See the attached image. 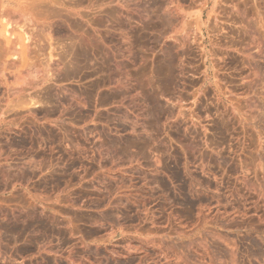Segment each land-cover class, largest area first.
I'll return each mask as SVG.
<instances>
[{
  "label": "rangeland",
  "instance_id": "1",
  "mask_svg": "<svg viewBox=\"0 0 264 264\" xmlns=\"http://www.w3.org/2000/svg\"><path fill=\"white\" fill-rule=\"evenodd\" d=\"M63 1L60 2L62 6ZM122 1L115 0L112 5L109 4L110 7L98 0H77V18L81 20L71 17L72 26L65 24L63 17L40 20L42 28L47 25L48 30L45 27L42 30L36 22L35 27L41 32L34 28L35 33H39L36 34L38 37L32 34L38 39L34 41L33 37L34 44L31 41L30 46L31 53L35 55L27 60L30 58L29 61L33 62L35 59L39 67L34 68L36 72L37 68L40 71L35 72L36 75L33 73V78L44 81L39 84L42 89L40 100L44 101H41V107H35V114H26L20 103L21 93L12 95V91L7 90L18 83L0 84L1 151L5 153L6 145L11 143L17 146L14 160L8 153V159L1 162L0 190L3 191L0 195L6 193L4 189L8 178L23 180L26 176L20 170L25 165L23 145L31 139H40L48 154L52 140H58V129L60 156L55 163L48 162L46 158L44 175L46 191H52L53 187L60 191L61 207H75L77 203L89 206L88 201L101 197V182L99 178H94L93 171L98 165V154L107 143L114 146L126 140H155L156 167L163 168L171 162L175 178L172 180L173 190L167 195L156 193V207H148L143 213L151 215L158 225L167 227V239L171 242L165 251L154 254L145 264H264V221L260 223L264 220V52L262 58L256 59L258 63L255 60L252 66L255 71L250 69L252 77L250 67L243 64L235 71V74L241 73L238 77L231 70V78L222 77L225 71L218 65L214 66L217 62L211 60L214 46L208 40V56L202 63L195 51L185 52L181 47L174 46V28L171 30L166 26V32L169 30L167 36L163 25L157 28L152 24L156 23L153 5L163 4L162 0ZM97 2L100 4L97 5ZM114 4H119L116 9L121 12L114 10L112 15L108 9L113 10ZM60 18L63 19L62 25ZM133 21H139L135 24L139 29ZM82 34L95 38L91 37L90 46L84 45ZM19 38L17 36V41H14L20 43ZM2 39L5 40V37ZM6 40L8 44H13V39ZM74 47L76 51L73 53ZM28 53L30 50L27 52L29 56ZM75 53L76 60L72 55ZM23 62L26 64L27 61ZM230 63L229 67L235 66ZM154 67L157 69L154 70ZM157 74L159 78L166 75L162 78L165 80H160ZM24 83L20 85L24 87ZM30 83H26L29 87L25 85L24 88L32 92L40 91L38 83ZM44 85L47 86L44 88ZM31 86H34L33 90ZM42 92L47 98H44L45 95L42 97ZM16 112H20L13 117L16 130L10 131L11 114ZM164 141H171L173 147H165ZM171 151L174 152L173 158L169 157ZM113 182L115 180L108 183L111 191ZM156 184L160 188L169 187L164 180H157ZM115 197V194L112 195L110 201ZM3 201H0V207H7ZM170 201L174 207H164ZM182 203H188L189 207H179ZM109 207H112L111 204ZM96 264H101V261Z\"/></svg>",
  "mask_w": 264,
  "mask_h": 264
},
{
  "label": "crops",
  "instance_id": "2",
  "mask_svg": "<svg viewBox=\"0 0 264 264\" xmlns=\"http://www.w3.org/2000/svg\"><path fill=\"white\" fill-rule=\"evenodd\" d=\"M1 1L5 4L4 9L10 10L14 6L11 0ZM17 14L13 13V17L19 16ZM19 31L16 30V35L22 41L23 33ZM2 36L0 29V41ZM2 43L0 48L6 49ZM4 44L9 50L14 49V45L6 40ZM9 45H12L11 48ZM18 48L23 53L22 46ZM4 49H0V52L5 53L6 61L1 55L3 61L0 63L9 64L11 61L13 66H17L13 62L16 63L18 58H13V61L10 58L16 50L6 54ZM19 58L17 67L23 64L22 57ZM9 83H16L15 79H10ZM16 114L19 115L17 112L11 114L10 131L16 130L13 125ZM52 128L55 131L54 125ZM156 144L155 140L150 139L126 140L114 146L107 143L99 152L98 165L93 171L94 178H99L101 182V197L88 201L89 206L77 203L75 207H61L60 191L54 187L52 191H46L44 175L46 158L48 162L55 163L60 156L59 129L58 140H52L48 154L40 139L29 140L22 147L25 165L20 170L26 173L25 178H8L4 189L6 193L0 195V201L4 199L3 203L7 206L0 207V240H5L4 250L7 252V260L0 264H96L99 261L101 264H145L154 254L165 251L171 242L167 239V227L158 225L151 215L143 213L148 207H156V193L164 192L167 195L173 190L172 180L175 177L172 163H166L163 168L156 167ZM163 144L168 148L173 147L171 141H164ZM16 147L14 143L8 144L5 153H2L0 146V165L4 159H8V153L14 160ZM173 156L174 152L171 151L169 157ZM109 180H115L113 191L109 188ZM157 180H164L169 187H158ZM114 194L115 200L110 201ZM110 204L112 207H109ZM164 207H174V204L170 201ZM179 207L189 206L182 203Z\"/></svg>",
  "mask_w": 264,
  "mask_h": 264
},
{
  "label": "bare ground",
  "instance_id": "3",
  "mask_svg": "<svg viewBox=\"0 0 264 264\" xmlns=\"http://www.w3.org/2000/svg\"><path fill=\"white\" fill-rule=\"evenodd\" d=\"M75 1L77 0H64L62 2V5H60V2L61 0H11V3L12 5H14L10 10L9 8L7 9H4L5 7V4H3V1L0 0V29H1V32L3 33V36L2 38L5 37V40L7 38H11L13 39L12 42L13 44H15L13 47L14 49L12 50H9L8 46H6L4 44V39L0 41L3 42L2 44L5 46L6 49L3 48H0L1 50L4 49V51L9 53L13 52L14 50H16L18 47L22 46L23 48V53H20V48H18V50H16V52H13L11 53V57L12 58V61H13V58H18L17 61H15L16 63L13 62V64H17L18 66V63L17 62H20V58L19 57H22V60L23 61H27L26 64H22L23 67L25 68H19L17 69L18 67L17 66H13L12 65V62L8 61L11 63L8 64V62L6 63H0V84L1 85H9V81L10 79L14 78L15 79V82L18 83V85L16 86H11L10 88H8L7 90L8 91H12V95L14 93H21V96H22V99H21V106L23 108V111L27 114H30V115H33L35 114L34 113V110H35V107L36 108H39L41 107V101L40 100V93L42 91V89H40L39 87V84H43L44 81H38L37 79H35V77L33 78V75L37 72H39L40 70L38 69V65H36V60L34 59V63L30 60V58L27 60L28 57H30L33 52L31 53V41L33 42L34 44V41L38 40L35 38V36L33 35L34 37V41L32 40L33 37H32V34H38L39 33H35L37 32L39 29L38 27L41 26V24H43V22L41 23L40 20H44V19H50L52 20V18H59V17H63L64 20H65V24H70V19L71 17H73L74 19H78L77 18V10H76V4L78 2L75 3ZM80 1V0H78ZM90 1V0H89ZM96 2L97 0H93V2ZM100 1V3H102L103 5H106V6H110L112 5V3H114L115 0H98ZM102 1V2H101ZM122 1V0H121ZM126 1V0H125ZM154 1V0H153ZM163 4H159V5H153L152 7L154 9L153 10V17L156 21V23L154 24V22L152 23L154 26H156L157 28L162 26V28H164L166 35H167V32H169V30L166 32V26H169V28H171V30L173 29L175 32V36H174V43L172 42L173 41V38H172V43L174 44V46H178V47H181V50L183 51H187V52H192L194 53V51L196 53H198V57L200 58L201 62L204 63L205 62V59L207 58L208 56V51H207V40L214 46L212 48V57H211V60L214 62L217 61L216 65L214 66H220V68L222 67L223 71H225L223 74L224 76H221L222 77H230L232 74L231 73H234L235 74V71L236 69H240L242 68L241 66H249V70L252 69L253 71L254 68L252 67L255 60L259 57L262 56L263 52H264V0H162ZM73 2V4H72ZM119 2V1H118ZM124 2V1H122ZM142 2V1H141ZM152 2V1H151ZM159 2V0H158ZM84 3V2H83ZM90 3V2H89ZM98 3V2H97ZM96 3V4H97ZM100 3H98L97 5H99ZM125 3V2H124ZM148 3V2H147ZM150 3V2H149ZM156 3V2H155ZM56 4V5H55ZM79 4V3H78ZM86 4V3H85ZM84 4V5H85ZM90 4H93L92 2ZM111 4V5H109ZM126 4V3H125ZM89 5V4H87ZM96 5V6H97ZM86 6V5H85ZM84 6V7H85ZM93 6V5H92ZM94 6H95V3H94ZM119 6V4H114L112 9L109 8L108 10L110 11V13L114 10L115 12L117 11L118 12H121L118 11L116 8ZM127 7V4L125 5ZM88 7V6H87ZM86 7V8H87ZM89 8L91 9L92 7H90L89 5ZM94 9V8H93ZM128 9V8H127ZM126 9V10H127ZM8 10V11H7ZM98 10V9H97ZM101 10V9H99ZM107 10V9H106ZM105 10V11H106ZM107 10V11H108ZM148 10V9H147ZM150 10V11H152ZM11 11V12H10ZM86 11H88L86 9ZM129 11V10H128ZM9 12V13H8ZM81 11H79L80 13ZM83 12V11H82ZM94 12V11H93ZM102 12V10H101ZM13 13L16 14L18 13L17 15H15V17L19 20V17L21 18L20 21L18 20H14L16 18L13 17ZM87 13V12H86ZM106 13V12H105ZM125 13V12H124ZM82 14V13H81ZM83 14H85L83 12ZM82 14V15H83ZM94 14V13H93ZM92 14V15H93ZM102 14V13H101ZM112 15L114 13H111ZM109 14V15H111ZM130 14V13H129ZM142 14V13H140ZM147 14V12H146ZM89 15V12L87 14V16ZM92 15H90L92 17ZM98 15V14H97ZM106 15V14H105ZM105 15H104V18H105ZM118 15V14H117ZM120 15V14H119ZM118 15V16H119ZM122 15H124L122 13ZM128 15V14H127ZM13 18H11V17ZM100 16V15H99ZM130 16V15H129ZM142 16V15H141ZM147 16V15H146ZM85 17H86V14H85ZM84 17V18H85ZM90 17V18H91ZM101 17V16H100ZM99 17V18H100ZM109 17V16H108ZM112 17V16H111ZM121 17V16H120ZM125 17V16H124ZM23 18V19H22ZM116 18H119V17H116ZM92 19V18H91ZM121 19V18H119ZM131 19V17H130ZM140 19V18H139ZM146 19V18H145ZM153 19V20H154ZM54 20V19H53ZM58 20V19H57ZM61 20V18H60ZM72 20V19H71ZM81 19H78L77 21H80ZM110 20V19H109ZM127 20V18H126ZM144 20V19H143ZM61 22H59L61 25L63 24V19L61 20ZM74 21V20H73ZM76 21V23H77ZM108 21V20H107ZM111 21V20H110ZM113 21V20H112ZM131 21V20H130ZM141 21V20H140ZM148 21V20H147ZM146 21V22H147ZM36 22H37V26L38 27H35L36 25ZM51 22V21H50ZM82 22V21H81ZM114 22V21H113ZM116 22V21H115ZM127 22V21H126ZM134 22V21H133ZM139 21H137L138 23ZM47 23V22H45ZM58 23V22H57ZM58 23V24H59ZM79 23V22H78ZM108 23V22H107ZM128 23V22H127ZM134 22V25L137 24ZM59 24V25H60ZM81 24V23H80ZM80 24H77L78 26ZM139 24V23H138ZM49 25V24H48ZM71 25V24H70ZM132 25V24H131ZM51 26V25H50ZM72 26V25H71ZM76 26V25H75ZM83 26V25H82ZM105 26V25H104ZM136 26V25H135ZM45 27V28H44ZM44 29L46 30L47 28V25L45 26L44 25ZM52 27V26H51ZM56 27V26H55ZM81 27V26H80ZM137 27V26H136ZM139 27V26H138ZM137 27V28H138ZM149 27V26H148ZM153 27V26H152ZM36 28L37 31L34 29ZM42 28V26H41ZM42 28V30H43ZM49 28V27H48ZM47 28V30H48ZM54 28V27H53ZM109 28V27H108ZM129 28V27H128ZM134 28V27H133ZM144 28V27H143ZM162 28H160L162 30ZM18 29L19 32L22 31L23 33V36L21 38L22 41H20V43H16L14 40L17 38L16 36V33L15 31ZM51 29V28H50ZM57 29V28H56ZM139 29V28H138ZM150 29V28H149ZM153 29V28H152ZM160 29H157V30H160ZM128 30V29H127ZM135 30V29H134ZM144 30V29H143ZM85 31V30H84ZM111 31V29H110ZM154 31V30H153ZM39 32H41V29L39 30ZM158 31H155V33H157ZM161 32V31H160ZM172 32V31H170ZM45 33V32H44ZM86 33V32H85ZM127 33V32H125ZM41 34V33H40ZM159 34V32L157 33ZM162 34V32L160 33V35ZM38 35H36L38 37ZM83 35V34H82ZM130 35V34H128ZM89 37H87L86 35H83V41L85 42L84 45H88L90 46L89 44L92 43V38L95 39L94 37H90V35H88ZM168 36V35H167ZM16 37V38H15ZM32 37V38H31ZM43 38L45 36H42ZM47 37V36H46ZM158 37V36H157ZM81 38V37H80ZM163 38H164V35H163ZM171 38V37H170ZM161 39V38H159ZM40 40V39H39ZM170 40V39H168ZM8 41V40H6ZM17 41V39H16ZM80 41V39H79ZM81 41V42H83ZM165 41V40H164ZM49 42V41H48ZM76 42V41H75ZM96 42V41H95ZM39 43V42H38ZM37 43V45H39ZM74 43V42H73ZM12 44V45H13ZM17 44V45H16ZM50 44V43H48ZM83 44V43H82ZM98 44V43H97ZM131 44V43H130ZM168 44V43H167ZM171 44V43H170ZM169 44V45H170ZM11 45V46H12ZM20 45V46H18ZM41 45V44H40ZM81 45V43H80ZM10 46V45H9ZM10 46V48H11ZM16 46H18L16 48ZM31 46V47H30ZM36 46V44H35ZM46 46V45H45ZM74 46V45H73ZM12 47V48H13ZM37 47V46H36ZM76 47V46H75ZM73 48V53L74 51H76L75 49L76 48ZM93 47V46H92ZM211 47V46H210ZM16 48V49H15ZM30 50V54L29 56L27 55V52H29ZM35 48V47H34ZM38 48V47H37ZM81 48H82V45H81ZM128 48V47H127ZM170 48V47H169ZM173 48V46H172ZM177 48V47H176ZM44 49V48H43ZM79 49V48H78ZM77 49V50H78ZM178 49V48H177ZM7 50V51H6ZM34 50V49H33ZM40 50V48H39ZM85 50V49H84ZM130 50V49H129ZM155 50V49H154ZM160 50V49H159ZM163 50V49H162ZM180 50V48L178 49V51ZM209 50V49H208ZM19 53H18V52ZM87 51V50H86ZM169 51V50H168ZM211 51V50H210ZM36 52H38V50H36ZM82 52V51H81ZM162 52V51H161ZM173 52V51H172ZM180 52V51H179ZM177 52V54L179 53ZM39 53V52H38ZM77 53V52H76ZM72 54L73 56H75V60H76V54ZM159 53V52H158ZM181 53V52H180ZM179 53V54H180ZM5 53L0 52V57L4 56ZM187 54V53H186ZM2 55V56H1ZM27 55V57H26ZM35 55V54H33ZM79 55V53H78ZM81 55V54H80ZM160 55V54H159ZM163 55V53H162ZM183 55V54H182ZM181 55V56H182ZM189 55V54H188ZM264 55V54H263ZM190 56V55H189ZM196 56V55H194ZM215 58H214V57ZM219 56V59L217 58ZM9 57V56H8ZM188 57V56H187ZM192 57V56H191ZM32 58V57H31ZM37 58V57H36ZM73 58V59H74ZM88 58V57H87ZM162 58V57H160ZM167 58V57H166ZM186 58V57H185ZM193 58V57H192ZM214 58V59H213ZM262 58V57H261ZM2 59V60H1ZM0 61H3V58H1ZM14 59V60H15ZM31 59V60H33ZM171 59V58H170ZM191 59V58H190ZM194 59V58H193ZM195 59H198L197 57H195ZM11 60V59H10ZM80 60V59H79ZM89 60V59H88ZM192 60V59H191ZM236 64L234 63L235 61ZM264 60V59H263ZM4 61H6L5 59V56H4ZM40 61V60H38ZM81 61V60H80ZM83 61V60H82ZM156 61V59H155ZM173 61V60H172ZM185 61V60H184ZM196 61V60H195ZM30 62V64H29ZM154 62V61H153ZM158 62V61H157ZM164 62V61H163ZM182 62V61H181ZM189 62V61H188ZM229 62L231 63H234L235 66H231L229 67L230 65L228 64ZM256 62L258 63V60H256ZM24 63V62H23ZM28 63V64H27ZM82 63V62H81ZM166 63V62H165ZM164 63V64H165ZM171 63V61H170ZM178 63V62H177ZM201 63V64H202ZM230 63V64H231ZM262 63V62H261ZM261 63H259L258 65H260ZM40 64V63H39ZM64 64V63H63ZM74 64V63H73ZM158 64V63H156ZM161 64V63H160ZM167 64H169L167 62ZM186 64V63H185ZM184 64V65H185ZM243 64V65H241ZM264 64V62H263ZM76 65V64H75ZM78 65V64H77ZM163 65V64H162ZM229 65V66H228ZM232 65V64H231ZM257 64H255L254 66H256ZM256 66V67H259V66ZM20 66V67H22ZM31 69L29 70L28 67ZM71 66H73L71 64ZM82 66V64H81ZM159 67V65H157ZM156 66V67H157ZM164 66V65H163ZM171 66V65H170ZM199 66V65H198ZM27 67V68H26ZM35 67H38L37 68V72L34 70ZM89 67V66H88ZM150 67V66H149ZM154 67V70L155 68ZM203 67V66H202ZM255 67V68H256ZM74 68V67H73ZM85 68V66H84ZM167 68V67H166ZM169 68V67H168ZM180 68V66H179ZM204 68V67H203ZM218 68V69H220ZM244 71H245V67H243ZM261 68V67H259ZM25 69V70H23ZM157 69V68H156ZM164 69V68H163ZM182 69V68H181ZM232 69L234 70V72L232 71ZM178 70V69H177ZM199 70V69H197ZM231 70V73L229 72ZM242 70V69H241ZM247 70V69H246ZM262 70V69H261ZM260 70V71H261ZM162 71V70H161ZM164 71V70H163ZM174 71V70H173ZM173 71H170V72H173ZM194 71V70H193ZM200 72L201 69L199 70ZM198 71V72H199ZM222 71V70H221ZM222 71V72H223ZM238 71V70H237ZM253 71L251 72V74L253 73ZM259 71V72H260ZM32 72V73H31ZM36 72V73H35ZM42 72V71H41ZM165 72V71H164ZM181 72V71H180ZM187 72V71H186ZM241 72V71H240ZM249 72V71H248ZM246 72V73H248ZM250 72L248 73V75H250ZM34 73V74H33ZM55 73V72H54ZM70 73V71L68 72ZM155 73V72H154ZM158 73V72H157ZM161 73V72H160ZM218 73V72H217ZM237 74H235V76L241 73L238 74V72H236ZM258 73V69H257V72L256 74ZM262 73V71H261ZM29 74H31L29 76ZM183 74V73H182ZM204 74V72L202 73ZM214 74V73H213ZM245 74V73H244ZM155 75V74H154ZM158 75V74H157ZM157 75L152 79L154 80ZM162 76V74H160ZM168 75V74H167ZM194 75V74H193ZM208 75V74H207ZM243 75V74H242ZM260 75V74H257V76ZM32 76V79L30 80L29 78ZM42 76H43V72H42ZM71 76V75H70ZM69 76V77H70ZM166 77V75H164ZM164 76H162V78H164ZM206 76V74H205ZM234 76V75H233ZM253 76V74L251 75V77ZM255 76V74H254ZM262 76V75H261ZM12 77V78H11ZM41 77V76H39ZM37 77V78H39ZM53 77V76H52ZM73 77V76H72ZM153 77V76H151ZM150 77V79H151ZM167 77H171V76H167ZM176 77V76H175ZM28 78V79H27ZM158 78H159V75H158ZM162 78H159L160 80H165V79H162ZM173 78V77H172ZM171 78V79H172ZM204 78V77H203ZM207 78V77H206ZM218 78H221V77H218ZM231 78V77H230ZM229 78V79H230ZM35 79V80H34ZM71 79V78H70ZM167 79V78H166ZM187 79V78H186ZM223 79V78H221ZM220 79V80H221ZM228 79V80H229ZM255 79H256V76H255ZM263 79V78H262ZM261 79V80H262ZM45 80V78H44ZM68 80V79H67ZM157 80V79H156ZM180 80V79H179ZM204 80V79H203ZM202 80V81H203ZM225 80V78L223 79ZM222 80V81H223ZM259 80V78H258ZM13 81V80H12ZM23 81L26 82V83H30V85H34V84H37V86L39 87L40 91L37 89L35 90L34 92L32 91H28L26 88V86H28L26 83H24V87H22L20 84H23ZM124 81V80H123ZM151 82V80H149ZM168 81H172V80H168ZM217 81V80H216ZM257 81V80H256ZM32 82L34 84H32ZM49 82V81H48ZM59 82V81H58ZM122 82V81H121ZM125 82V81H124ZM123 83V82H122ZM153 83V82H151ZM161 83V82H160ZM124 84V83H123ZM165 84V83H164ZM252 84V82H251ZM250 84V85H251ZM254 84V83H253ZM26 85V86H25ZM51 85V84H49ZM150 85V84H149ZM156 85V83H155ZM158 85V84H157ZM161 84H159L160 86ZM217 85V84H216ZM220 85V84H219ZM36 86V85H35ZM47 86V85H46ZM44 85V88L46 87ZM59 86V85H57ZM120 86V85H119ZM123 86V85H122ZM167 86V85H166ZM218 86V85H217ZM1 87V86H0ZM29 87V86H28ZM32 87V90H33V87L34 86H31ZM155 87V86H154ZM153 87V88H154ZM157 87V86H156ZM172 87V86H171ZM170 87V88H171ZM4 88V86H3ZM42 88V87H41ZM50 87H48L49 89ZM210 88V87H209ZM6 89V88H5ZM52 89V88H51ZM158 89V87L156 88ZM155 89V90H156ZM162 89V88H161ZM172 89V88H171ZM174 89V88H173ZM50 90V89H49ZM154 90V91H155ZM167 90V89H165ZM164 90V91H165ZM169 90V88H168ZM167 90V91H168ZM37 91V92H36ZM47 91V90H45ZM151 92V91H150ZM169 92V91H168ZM51 93V92H50ZM162 93V92H161ZM6 94V93H5ZM10 94V93H9ZM55 94V93H54ZM164 94V93H163ZM169 94V93H168ZM231 94V93H230ZM11 95V94H10ZM43 92H42V97H43ZM20 96V97H21ZM46 96V95H45ZM44 98H47V96ZM149 96V95H148ZM230 96V95H229ZM19 97V98H20ZM52 97V96H51ZM153 97H154V92H153ZM156 97V95H155ZM158 97V96H157ZM162 97V95H161ZM231 97H232V94H231ZM159 98V97H158ZM55 99V97L53 98ZM156 99V98H155ZM49 100V99H48ZM158 100V99H156ZM216 100V99H215ZM20 101V100H19ZM44 101V100H43ZM42 101V102H43ZM53 101V100H52ZM199 101V100H198ZM47 102V101H45ZM17 103H19L17 101ZM159 103V102H158ZM236 103V102H235ZM235 103L234 106H235ZM16 104V103H15ZM19 105V104H17ZM50 106V104H49ZM14 107V106H13ZM47 108V107H46ZM13 109V108H12ZM49 109V108H47ZM46 109V110H47ZM4 111V110H3ZM17 111V110H16ZM21 111V112H23ZM211 111V110H210ZM7 112H9V110H7ZM4 113V112H3ZM20 113V112H19ZM1 114V113H0ZM6 114V112L4 113ZM3 114V116H4ZM54 114V113H53ZM209 114V113H208ZM2 115V114H1ZM17 115V114H16ZM211 116V115H210ZM30 117V116H29ZM4 118V117H3ZM10 118V117H9ZM1 119V118H0ZM5 119V118H4ZM213 119V118H212ZM211 119V120H212ZM207 120V119H206ZM203 122V121H202ZM214 122V121H213ZM212 122V123H213ZM4 123V122H3ZM208 123V122H207ZM1 124V123H0ZM215 124V123H214ZM264 125V124H262ZM205 126V125H204ZM207 126V124H206ZM216 126V125H215ZM205 128V127H204ZM208 129V127H207ZM214 129V128H213ZM206 131V130H205ZM263 132V131H262ZM261 133V132H260ZM264 135V134H263ZM206 136V135H204ZM216 136V135H215ZM223 137V136H222ZM210 139V138H209ZM214 139V137H213ZM211 139V141L213 140ZM218 139V138H217ZM214 141V140H213ZM258 141V140H257ZM263 141V140H262ZM210 142V141H209ZM212 145V144H211ZM262 145V144H261ZM263 147V146H262ZM261 153V152H260ZM2 175L6 176L5 174L2 173ZM23 176V175H22ZM20 178V177H19ZM262 186V185H261ZM35 187V186H34ZM264 187V186H263ZM38 190V189H37ZM37 192V191H36ZM26 197V196H25ZM132 197V196H131ZM32 213V212H31ZM28 215V214H27ZM258 215H260V213H258ZM256 216V215H255ZM264 216V215H263ZM260 217V216H259ZM258 217V218H259ZM257 218V219H258ZM263 218V217H262ZM262 218L260 220H262ZM264 220L260 221L263 222ZM11 224V223H10ZM256 224V223H254ZM4 225V224H3ZM7 225V224H6ZM259 226V225H258ZM261 226H263L261 224ZM2 228V227H1ZM0 228V229H1ZM7 228V227H6ZM213 228V227H212ZM260 228V227H259ZM4 229V228H3ZM10 229V227H9ZM262 230V229H260ZM264 231V230H262ZM2 232V231H1ZM208 232V231H207ZM211 232V231H210ZM246 232H249V231H246ZM8 233V232H7ZM14 233V232H13ZM219 233V232H218ZM7 234H5L6 236ZM215 235V234H213ZM220 235V234H219ZM248 235V234H247ZM259 235V234H258ZM9 236V235H8ZM221 236V235H220ZM2 237V235H1ZM262 237V236H261ZM219 238V236H218ZM223 238V237H222ZM225 238V237H224ZM260 238V237H259ZM1 239V238H0ZM12 239V238H11ZM264 240V238H262ZM4 240V239H3ZM234 240V239H233ZM261 240V239H260ZM258 240V241H260ZM5 241V240H4ZM4 241H1L0 240V262H5L7 260L6 258V250H4ZM8 241V240H7ZM253 241V240H252ZM3 242V243H2ZM8 242H11V241H8ZM14 242V241H13ZM261 242V241H260ZM264 243V241H263ZM7 244V243H6ZM12 244V243H11ZM13 245V244H12ZM40 246V245H38ZM6 247V246H5ZM18 247V246H17ZM42 247V246H41ZM26 248V247H24ZM50 248V247H49ZM259 248V247H258ZM19 249V248H18ZM30 249V248H29ZM48 249V248H47ZM263 249V248H262ZM26 250V249H25ZM24 250V251H25ZM264 250V249H263ZM15 251V250H14ZM22 251V250H21ZM23 251V252H24ZM206 251L208 252V250L206 249ZM6 252V253H5ZM18 252V251H17ZM16 252V253H17ZM25 253V252H24ZM264 254V253H263ZM21 255V254H20ZM23 255V254H22ZM15 256V255H14ZM19 256V255H18ZM17 256V257H18ZM16 257V256H15ZM259 257V255H258ZM14 258V257H12ZM19 258V257H18ZM258 259V258H257ZM11 260V259H10ZM51 260V259H50ZM256 260V259H255ZM13 261V260H12ZM263 261V260H262ZM1 262V263H2ZM9 262V260L7 261V263ZM50 262V261H49ZM9 263H12V262H9ZM8 263V264H9ZM43 263V262H42ZM48 263V262H47ZM52 263V262H51ZM259 264H261L260 262H258ZM36 264V263H35ZM263 264V263H262Z\"/></svg>",
  "mask_w": 264,
  "mask_h": 264
}]
</instances>
